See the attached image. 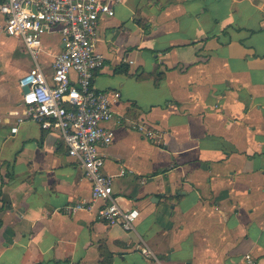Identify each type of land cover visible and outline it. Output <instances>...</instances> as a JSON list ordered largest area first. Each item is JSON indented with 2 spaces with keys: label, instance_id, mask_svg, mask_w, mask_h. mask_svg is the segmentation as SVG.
<instances>
[{
  "label": "crops",
  "instance_id": "obj_1",
  "mask_svg": "<svg viewBox=\"0 0 264 264\" xmlns=\"http://www.w3.org/2000/svg\"><path fill=\"white\" fill-rule=\"evenodd\" d=\"M3 26L0 14V264H264V0H121L99 21L93 84L114 134L102 172L139 212L129 233L97 219L100 202L64 211L91 201L90 183L57 133L17 122L33 62ZM48 36L50 75L62 45Z\"/></svg>",
  "mask_w": 264,
  "mask_h": 264
},
{
  "label": "built area",
  "instance_id": "obj_2",
  "mask_svg": "<svg viewBox=\"0 0 264 264\" xmlns=\"http://www.w3.org/2000/svg\"><path fill=\"white\" fill-rule=\"evenodd\" d=\"M119 4L121 0H5L0 14L4 18L3 33L21 42L33 62L32 70L18 80L24 118L17 122L32 121L42 131L57 133L67 155L82 168L90 183L91 201L67 205L64 211H89L100 202L97 219L129 233L135 230L139 212L120 208L111 195L113 177L102 172L100 150L108 147L114 136L104 125L113 118V112L109 93L97 91L93 84L104 64L93 48L94 36L99 21ZM44 35H58L62 45L50 75L39 61ZM131 129L153 136L140 123ZM10 132L15 134L17 127ZM130 173L122 168L118 176ZM140 253L147 260L157 261L147 248H141ZM246 259L251 263L249 256Z\"/></svg>",
  "mask_w": 264,
  "mask_h": 264
},
{
  "label": "rangeland",
  "instance_id": "obj_3",
  "mask_svg": "<svg viewBox=\"0 0 264 264\" xmlns=\"http://www.w3.org/2000/svg\"><path fill=\"white\" fill-rule=\"evenodd\" d=\"M49 37H50V36H48V37H45V38L43 37V39H44L45 41L47 40V41H49V42H50L52 38L50 39ZM52 40H53V39H52Z\"/></svg>",
  "mask_w": 264,
  "mask_h": 264
},
{
  "label": "water",
  "instance_id": "obj_4",
  "mask_svg": "<svg viewBox=\"0 0 264 264\" xmlns=\"http://www.w3.org/2000/svg\"><path fill=\"white\" fill-rule=\"evenodd\" d=\"M26 91H27L26 89L23 90V92H26Z\"/></svg>",
  "mask_w": 264,
  "mask_h": 264
}]
</instances>
